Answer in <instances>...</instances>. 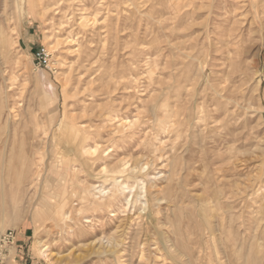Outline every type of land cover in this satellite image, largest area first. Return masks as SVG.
<instances>
[{
	"label": "rangeland",
	"instance_id": "rangeland-1",
	"mask_svg": "<svg viewBox=\"0 0 264 264\" xmlns=\"http://www.w3.org/2000/svg\"><path fill=\"white\" fill-rule=\"evenodd\" d=\"M12 1L0 0V140L10 137L0 173L2 168L6 177L11 174L15 156L21 175L31 146L42 151L32 157L38 173L27 174L22 194L5 200L0 186V232L15 234L4 264H174L161 257L164 238L180 237L190 245L193 231L200 237L194 264H264V221L254 241L245 230L250 226L254 234L253 223L245 220L241 226L243 218L231 223L230 215L212 209L210 202L219 192L236 202L246 195L251 205L252 187L259 185L264 195V0H56L44 15ZM240 32L246 45L262 44L260 65L253 67V56L243 54L244 72L236 67ZM40 46L51 52L44 68L33 61ZM241 83L239 104L219 113L216 103L229 96L228 87ZM172 111L177 117L170 118ZM165 118L181 123L164 131L157 119ZM126 120L134 123L132 133L118 132ZM72 125L101 132L100 144L112 150L105 157L111 165L122 158L143 165L150 158L145 173L150 196L166 200L143 211L141 202L125 207L122 197L114 207L117 216H109L111 208L84 212L80 218L90 214L92 228L86 227V234L72 231L57 210L61 204L81 207L76 192H83L82 180L97 182L83 173L81 181L75 175L59 181L73 158ZM176 158V170L182 171L172 183L167 175ZM221 201L228 205L229 199ZM114 234L124 250L104 252L105 240ZM38 242L46 244L45 252ZM230 249L241 256L238 262L229 261Z\"/></svg>",
	"mask_w": 264,
	"mask_h": 264
},
{
	"label": "bare ground",
	"instance_id": "bare-ground-1",
	"mask_svg": "<svg viewBox=\"0 0 264 264\" xmlns=\"http://www.w3.org/2000/svg\"><path fill=\"white\" fill-rule=\"evenodd\" d=\"M57 1H59V0H57ZM57 1L55 0V2L52 3L51 5H50V3H48L49 5H47L46 0H20V1L19 0H17V1L15 0V2L14 1H12V2H13V5L16 4L17 7H19L21 5L23 10H25V9L33 10L35 13H37L39 15H41V14L44 15V14L48 13V6L57 5L58 4ZM160 1H164V2L166 1L167 2V0H153L154 4L160 3ZM164 2H163V4H164ZM208 2L209 1L207 0V3ZM8 6H9V4H8ZM26 7H28V8H26ZM241 30H243V29H241ZM256 32L257 31H254V33H256ZM242 33L240 32L238 34L239 39H238V45L237 46H239V47H238V50H237V55H238L237 61L238 62H237L236 67L239 68L240 70H243V72H244L246 67H245V64L243 63V61H244V59L242 58L243 54H245L247 56L248 55H252L253 56V58H254V60H253L254 64L252 63L253 67L260 65V59L259 58H260V54H261V45L262 44L255 41V42H253V44L249 43L250 44L249 46L246 45V43H245V41H246L245 34H242ZM251 35H253V34H251ZM255 35H253V36H255ZM47 37H49L48 41L51 42V39H50L51 36L48 35ZM249 39H250L249 41H253L254 37L251 36V38L249 37ZM242 74H243L242 77L246 81V73H241V75ZM241 75L238 76L237 81L242 78V77H240ZM261 82H262V75L258 76L256 78V85H255L256 87H255L254 91H256V90L258 91V89H259L258 87L261 85ZM224 84L226 85V82ZM242 85H243V83H241L240 85H233L232 89H231V87H228V92H229L228 95L229 96L224 99L225 101L223 103H218V102L216 103L217 108H218L217 111L219 113H221V112L222 113H226V112L228 113V111L230 109V105H233L234 103L237 104V105L239 104L238 103L239 99H237V96H238V94H243ZM251 97H254V96L252 95ZM237 105H235V106H237ZM234 108H236V107H234ZM247 109H248V107H247ZM256 110H258V109H256ZM234 113H235V110H234ZM171 114L172 115H170V118L172 116L177 117V115L179 113L177 111H172ZM206 115H207V113H206ZM207 118H206L205 115L203 116V119L206 120V121H208ZM165 119H161V120L157 119V122H158V124L160 126V129L164 130V131H165V129L173 128L177 124L181 123L177 119H171V120L170 119L169 120H167V119L165 120ZM206 121H203V122H206ZM124 123L125 124H120L121 128H119V130H117V131L118 132L122 131V132L125 133V130H126V131H128V133L129 132L132 133L131 129H132L134 123H132V121H128V120H126V122H124ZM62 125H63V120L60 122L59 126H62ZM65 125L67 126L68 124L66 123ZM8 126H9V124L7 125V127ZM195 126H196V124H195ZM226 126H227V123H226ZM72 127L73 128L71 130H72V133H73L72 136L74 137L73 138L74 146H73V148H71V151H72V154H73V158L69 157L67 159L68 164L64 165V167H66V171H65V173L63 175H61L59 181L60 182H64L65 181L66 182V180L67 181L70 180L72 175L77 176L78 179H80V181H81V177L79 176L81 173L86 174V177H89V178H92L94 180H97V182H95V183L89 182L88 180L87 181L86 180H82L83 181V184H82V188H83L82 191L83 192L82 193L79 192V191L76 192L77 196L79 197V201H80L81 207H79V208L73 207L72 209H68L65 204H63V205L61 204L60 208L56 212L57 216L63 217V219L68 220L70 223H72V226L70 227L72 229V231L74 230V231H78V232H82V233L86 234L87 233L86 227L91 226V228H92V224H93L94 221H92V217L89 216L90 214L89 215L85 214V216L80 218V215H82L84 212L93 211V212L97 213L99 211L104 210L105 208H111V209H109L110 210L109 211V213H110L109 216H111V217L117 216L118 215V213L116 212L117 209L115 210L114 207H115L116 203H118V202L120 203L122 197H123V200H124L123 204H124L125 207L127 206V208H128L129 205H131L133 207H136V205L139 202H141L143 204V208H142L143 211L150 210V208H152L155 204L158 205V204H160L161 201L166 200L163 197L162 198H154V197L150 196V190H149L148 184H147L148 180L145 177L146 176L145 173H147V171L150 170V162H149L150 158L147 160L148 162L144 163L143 165H138V163H136V162H135V165H134V164H132V162L134 163L135 160L132 161L130 159H125V158L124 159L122 158L119 162L115 163L114 165H111L110 163L105 161L106 160L105 157L108 156V158H109L110 152L112 151V150H110L111 147L103 148V146L100 144V141L98 140V137L101 135V132H99V130H96L95 132H90V131H87L88 129L85 130L82 127H78L77 128V126H74V125H72ZM117 129H118V127H117ZM204 129L206 130V127ZM124 133H121V137L122 138L127 137L126 135H124ZM200 134L202 135V133H200ZM193 135H194V133H193ZM198 136L200 137L199 134H195L194 137H198ZM45 137H46V135H45ZM42 138H44V136ZM32 140L34 142L35 139H32ZM33 142H31L30 144L32 145ZM198 142H199V140H198ZM11 145H12V147H10L11 148L10 151L11 152L15 151L14 143L12 142ZM36 145L34 144L33 146H31V149H33V150L30 151L31 149H29L30 153L27 152V153H29L28 154V164H27V167H26V163L22 164L23 167L21 168V171H20L21 175L16 174V171H15V167H16V165H14V157L15 156H12V158L10 160L12 165H13L12 169L9 170V171H11L10 175H8L6 177V170H5V173L3 174L2 173V168H1L0 186L3 188L2 195H3L5 200L7 198V195H9V194H10V199H12V200H14V198L17 197L18 193L22 194L23 182L25 181V177L27 176V174L29 172H31V173H29L28 177H33L34 178L35 175H37V173H38L37 171L38 170H36V169L34 170L35 160L32 157H34L38 153L40 154V152L42 151V148L39 147V146H36ZM9 146H10V137L6 138L3 141L0 140V158H2L1 160L4 161V162L6 160L5 156L8 153ZM137 160L139 162V158L138 157H137L136 161ZM177 160L178 159L176 158V160L174 161L175 163H174L173 168H171L169 170V174L167 175V179H170V181L174 180V182H172V183H177L178 182L180 171H182V169H181V170H179V173H178L177 172L178 170H176L177 169V165H178V162L176 163ZM159 161H161V160H159ZM29 162H30V166H29ZM61 163H62V161H61ZM62 165H63V163H62ZM2 167H3V164H2ZM3 172H4V170H3ZM161 173H162V171L159 172V174H161ZM142 174H144V175H142ZM159 178H161V177H159ZM131 181H133V183ZM156 181L157 180H155L154 182H156ZM108 184L111 187H109ZM14 185H16L15 189H14ZM69 186H70V184H69ZM262 189H263V187L259 185V187H257V188L256 187H252V194L251 195H250L249 192L247 193L248 195L251 196V201H252L251 205L249 203L248 204L246 203V201L248 199V198H246V195H244L245 198L240 196L238 198L240 201L238 200V202H236L237 200L234 201V200H232L230 198V196H229L230 194L229 193H219V192H217V194H214L211 197V199H210V202L212 204L211 208L215 209V210L217 209V211L220 210V211L223 212V214L228 213L230 215V217H231V223H232V219L233 218L239 219V220H241V218H243L242 219L243 222L241 223V226L245 225V220H248V222H247L248 225H250L249 223H253L255 225L254 227H256L254 229V234H253V228L250 227V226L247 227L248 229L246 228L245 230L248 233L247 236H249V237L251 236L252 239H254V241H255L257 239V237H258L257 235L259 234V231L263 227V221H264V202L262 201V200H264V195L262 194V192H263ZM176 195H177V192H176ZM225 197H227L229 199V201H227L228 205H226L224 203V201H221V199L225 198ZM254 204H259V206L254 207ZM120 205H122V204H120ZM118 211L120 212V211H122V209H119ZM237 211H238V216H237V213H236ZM240 211H241V214L239 213ZM158 213H160V211ZM224 217H226V215ZM139 226H141V224ZM139 226H138V228L140 229ZM166 226H168V225H166ZM0 228H3V224L2 223L0 224ZM170 228H171V226H170ZM88 230H90V227H89ZM248 230H251V232H249ZM190 234H189L190 236L188 235L189 236L188 240H191V244L190 245L186 244L180 237H177V239H175L174 241L171 240V239L166 240V238H164V240L162 242V245H163V247L165 249V254L166 255L162 254L161 257L171 258L173 260L172 262L174 264H194V260H198L199 261L198 254H200V253H199V251H197V248H198L197 245L199 244L200 237L197 234V231H193ZM239 234H241V233L238 232V235ZM139 238H140V236H138L137 241L139 240ZM103 239H105V238H103ZM103 239L101 241H103ZM105 241L107 242V247L104 250V252L116 251V249L118 250L119 246H121L122 251L124 250L123 244H122L123 241L118 239L115 234L111 235L110 237H108L107 240H105ZM157 242H160V240L157 241ZM102 244H103V242L101 243V245ZM130 244H132V243H130ZM234 244H235L234 246H236V243H234ZM45 245L46 244L42 245L41 242H38L36 247L39 248L41 250V252L43 253V252H45L46 248H48V247H45ZM138 245H139V243H138ZM138 245H136V246H138ZM259 246H260V248L263 247V245H259ZM131 247H133V246H131ZM228 248H229V245H228ZM237 248H240V246L237 245ZM250 250H252V249H250ZM239 251H241V250H239ZM253 251H255V250H253ZM160 252H161V249H160ZM106 255H107V253H106ZM143 255H144V253H142L141 257ZM227 255H228V259L230 258L229 259L230 262L231 261H235V263H236V262H238V260L241 259V256L238 253L233 252V250H231V249L227 253ZM142 258H144V257H142ZM142 258H141V262H142ZM116 259L118 261H120L118 256L116 257Z\"/></svg>",
	"mask_w": 264,
	"mask_h": 264
},
{
	"label": "built area",
	"instance_id": "built-area-1",
	"mask_svg": "<svg viewBox=\"0 0 264 264\" xmlns=\"http://www.w3.org/2000/svg\"><path fill=\"white\" fill-rule=\"evenodd\" d=\"M51 60V52L45 46H40L33 53V61L37 68L47 67ZM13 231L0 232V264H4L9 258V247L14 244Z\"/></svg>",
	"mask_w": 264,
	"mask_h": 264
},
{
	"label": "crops",
	"instance_id": "crops-1",
	"mask_svg": "<svg viewBox=\"0 0 264 264\" xmlns=\"http://www.w3.org/2000/svg\"><path fill=\"white\" fill-rule=\"evenodd\" d=\"M23 226H24V225H23ZM23 226H22V227H23ZM25 228H26V227H24V228L22 229V235H24V233H25V231H26ZM22 249H24V248H23V247H20V250H19V253H18V254H19L21 260H25L24 251H23ZM17 251H18V250H17ZM18 254H17V255H18ZM15 258H16V257H14V260H15ZM26 260H27V259H26Z\"/></svg>",
	"mask_w": 264,
	"mask_h": 264
}]
</instances>
